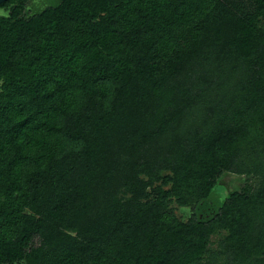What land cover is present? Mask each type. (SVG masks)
I'll list each match as a JSON object with an SVG mask.
<instances>
[{"label": "trees", "instance_id": "1", "mask_svg": "<svg viewBox=\"0 0 264 264\" xmlns=\"http://www.w3.org/2000/svg\"><path fill=\"white\" fill-rule=\"evenodd\" d=\"M25 1L0 3V264H202L220 229V254L264 264V184L215 191L264 162V0ZM122 132L168 171L144 202L111 199L141 182Z\"/></svg>", "mask_w": 264, "mask_h": 264}, {"label": "rangeland", "instance_id": "2", "mask_svg": "<svg viewBox=\"0 0 264 264\" xmlns=\"http://www.w3.org/2000/svg\"><path fill=\"white\" fill-rule=\"evenodd\" d=\"M57 0H26L24 3V8L22 11L23 15L30 14L32 12L38 11L40 8H42L45 5L55 3ZM253 0H245V7L248 10H251V3ZM10 5L8 4L6 6L0 7V15H7L9 10H10ZM259 29L261 31V34L264 37V19H261L258 23ZM264 42V38H263ZM262 53L264 52V47L262 48ZM261 59L257 61V63L260 62ZM249 65H254V60L249 64ZM252 68V67H251ZM134 78L131 80V84H129V88H134L137 86L136 84L138 83L137 81H133ZM171 85V84H170ZM172 87V86H171ZM170 86H166L164 88V92L170 91L171 90ZM231 105V102H229ZM229 104H226V106H230ZM143 116L142 118H144ZM141 118V119H142ZM142 122H145L141 120ZM140 123V122H139ZM142 124V123H140ZM121 131H124L123 129H120ZM121 135L123 136V141L121 142L122 146L118 150L121 151L122 154L128 155L131 154V151L133 152V156L135 155V158L131 156H127L126 158L130 157L132 162L135 163V168L134 171H137L136 178L137 180H141V182H134L132 185L129 184L130 181L122 180L119 181L118 186L115 189V192L113 193L111 199L113 202V199L116 200L117 202H124V201H129L132 198H137L140 202H144L146 199H149L152 197V190L153 188L160 183L161 181V176H163L165 173H167V168L161 167L162 162L160 161L159 158L153 159L152 156L149 154L145 159L143 157V150L144 146L143 144H136V139L132 140L134 145L132 147H129L128 145L126 146L124 142V135L125 133L122 132ZM134 139V138H133ZM125 146L127 149H124ZM138 146V147H136ZM123 147V148H122ZM116 151V150H115ZM139 154V155H138ZM138 156H140L138 158ZM240 161H236V164L240 167L241 171H237L235 169H231L229 167L232 164H235L233 160L229 161L227 163L228 167H222L221 173L218 175V177L215 179V191L220 195V196H227L228 193L234 191V190H239L243 191L246 188L247 184H250L253 189L259 186L261 183L264 184V174L261 173L262 171L255 168L253 165L254 162L257 161L258 159V164L263 166L264 162L261 157H258L257 159L253 158L250 154V152H244V155L239 156ZM144 161V162H143ZM152 161V162H151ZM138 162L142 163L144 166H140L137 164ZM263 164V165H262ZM127 168V167H125ZM264 168V167H263ZM113 172L115 170L113 169ZM153 179V180H151ZM149 180H151L149 182ZM149 182V183H148ZM138 183L139 189H137L134 185ZM167 188V186L165 187ZM136 189V190H134ZM143 189L144 193H148V197L144 198L141 196L140 190ZM253 189H251L253 191ZM251 190H248L247 192H250ZM251 191V192H252ZM141 196V197H140ZM111 203V200L109 201ZM169 208L175 213V215L183 222L187 221V219L192 215L193 213V205H188V206H179L177 205L174 201H171L168 203ZM73 226H77L75 221H72ZM103 224V223H102ZM98 225V224H96ZM65 231V230H64ZM226 236V231L223 229L218 230L214 234L211 235L209 239V243L207 245L208 247V253L204 255V258L200 261L203 263H210V264H237V261L233 262L231 260V257H226L224 254H220L219 252L223 249L224 241L223 238ZM41 241V237L37 236L34 239V242L32 244H37L39 245ZM7 264V263H4ZM12 264H25L24 260L20 261H15ZM207 264V263H206ZM239 264V263H238Z\"/></svg>", "mask_w": 264, "mask_h": 264}, {"label": "water", "instance_id": "3", "mask_svg": "<svg viewBox=\"0 0 264 264\" xmlns=\"http://www.w3.org/2000/svg\"><path fill=\"white\" fill-rule=\"evenodd\" d=\"M5 0H0V3L4 2Z\"/></svg>", "mask_w": 264, "mask_h": 264}]
</instances>
